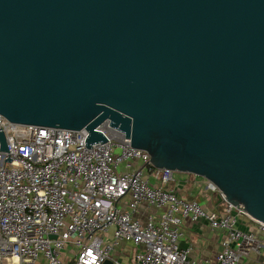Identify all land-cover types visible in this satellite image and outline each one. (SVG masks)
<instances>
[{"label":"water","instance_id":"95a60500","mask_svg":"<svg viewBox=\"0 0 264 264\" xmlns=\"http://www.w3.org/2000/svg\"><path fill=\"white\" fill-rule=\"evenodd\" d=\"M0 115L108 121L264 222V0H0Z\"/></svg>","mask_w":264,"mask_h":264},{"label":"built area","instance_id":"2783aa9c","mask_svg":"<svg viewBox=\"0 0 264 264\" xmlns=\"http://www.w3.org/2000/svg\"><path fill=\"white\" fill-rule=\"evenodd\" d=\"M0 127L8 150H0V264H69L62 256L68 247L74 264H101L120 241L136 245L135 264H241L264 247V222L241 203L209 180L218 208L179 196L170 187L174 171L152 165L148 152L130 146L108 121L96 127L106 140L91 148L85 127L13 123L1 115ZM143 205L158 212L141 220ZM242 215L254 231L238 227ZM183 219L224 232L214 261L193 260L189 247H180Z\"/></svg>","mask_w":264,"mask_h":264},{"label":"crops","instance_id":"0c3cea01","mask_svg":"<svg viewBox=\"0 0 264 264\" xmlns=\"http://www.w3.org/2000/svg\"><path fill=\"white\" fill-rule=\"evenodd\" d=\"M174 181L170 187L174 188L177 194L186 199L198 201L205 209L214 210L219 207L220 199L215 191L207 188V179L188 172L174 171ZM158 210L154 207H143L136 214L141 220L145 219L146 213L156 215ZM238 227L246 231H254L255 223L247 216H240ZM182 235L179 238L180 247H189V257L193 260L207 258L214 261L215 254L220 250V241L223 231L212 228L204 220L191 221L183 219L181 223ZM259 237L261 235H258ZM111 237L110 233L105 235L106 239ZM136 245L129 241H120L110 252L113 264H135L134 253ZM72 248L68 247L63 251V258L69 262L72 259ZM241 264H264V247L258 252H250L248 257L241 260Z\"/></svg>","mask_w":264,"mask_h":264},{"label":"trees","instance_id":"16d2710c","mask_svg":"<svg viewBox=\"0 0 264 264\" xmlns=\"http://www.w3.org/2000/svg\"><path fill=\"white\" fill-rule=\"evenodd\" d=\"M69 264H74V259H71V260L69 261Z\"/></svg>","mask_w":264,"mask_h":264}]
</instances>
